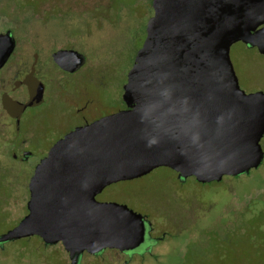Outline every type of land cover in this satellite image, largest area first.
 Returning <instances> with one entry per match:
<instances>
[{
	"label": "water",
	"instance_id": "water-1",
	"mask_svg": "<svg viewBox=\"0 0 264 264\" xmlns=\"http://www.w3.org/2000/svg\"><path fill=\"white\" fill-rule=\"evenodd\" d=\"M151 5L123 85L126 108L74 128L51 146L29 178L28 214L0 234V247L39 234L45 244L62 242L68 264H80L84 252H133L148 234L144 218L125 204L97 202L102 188L159 166L208 183L248 175L262 164L264 90L247 93L239 86L229 50L241 41L264 54V0ZM14 47L11 30L0 32V68ZM53 59L69 71L84 62L73 50H58ZM31 90V101H40L42 83ZM79 182L89 190L83 200L70 196ZM76 202L87 207L84 222L73 216Z\"/></svg>",
	"mask_w": 264,
	"mask_h": 264
},
{
	"label": "rangeland",
	"instance_id": "rangeland-1",
	"mask_svg": "<svg viewBox=\"0 0 264 264\" xmlns=\"http://www.w3.org/2000/svg\"><path fill=\"white\" fill-rule=\"evenodd\" d=\"M53 5L64 9L56 11ZM152 13L151 0H0V30L11 27L19 39L14 55L0 70V234L22 217L25 187L33 167L44 156L48 140L54 139H30L24 145L19 135L11 137L8 133V115L1 106L3 94L12 90L13 97L21 98L27 92L23 85L14 84L15 73L28 71L35 63L36 68L38 64L43 70H49L46 61L51 58L52 48L74 41L83 43L87 66L100 69L105 81L101 87L90 85L97 108L102 113L120 110L124 105L122 87ZM40 19L47 25H40ZM35 48L39 51L36 59L31 55ZM229 56L239 86L245 92L264 90V54L238 41L231 45ZM30 87L33 88V82L27 86L28 92ZM53 89L48 86L47 94ZM260 143L264 151V135ZM26 148L32 152L27 161L14 158L13 154ZM172 176L167 167H158L139 179L109 185L101 196L138 209L142 198L149 194L147 190L138 191L142 186L161 184L160 180ZM258 209H263L260 222L264 226V160L250 174L226 176L221 182L200 184L189 177L182 184V231L155 248L156 253H161V260L135 259L130 264H184L188 255H197L190 247H207L218 235L225 234L231 240L235 231L245 234L249 230L250 215L254 216ZM216 248H209V257L215 255L211 259L221 263L220 256H224V264H239L236 257L241 252L239 249L231 247L226 252L223 245ZM201 253L195 257L203 261L207 253L204 252L206 256ZM261 258L264 261V250ZM249 259H244V264H249ZM68 263L63 247H45L36 236L8 241L0 247V264ZM80 264H122V257L114 250L99 257L84 253Z\"/></svg>",
	"mask_w": 264,
	"mask_h": 264
},
{
	"label": "flooded vegetation",
	"instance_id": "flooded-vegetation-1",
	"mask_svg": "<svg viewBox=\"0 0 264 264\" xmlns=\"http://www.w3.org/2000/svg\"><path fill=\"white\" fill-rule=\"evenodd\" d=\"M53 7L54 10L56 11L64 9L56 5L55 6L53 5ZM39 21H40L39 22L40 25L42 26L47 25L44 20L40 19ZM7 30H11L12 32V35L15 39V47L12 53L10 54V56L8 57L7 61L5 62V64L14 55L17 42L19 41V39L15 38L13 29L11 27H7L3 31L0 30V32H6ZM82 44L83 43L80 42L78 43L74 41V43L71 44L61 45L59 47L52 48L50 51L51 58L47 59L46 61V63H49L50 65L49 70H43V68L40 67V65L38 64L36 68L35 67L36 63H35L34 67H30L28 71H24V72L20 71L15 73V75L13 76L14 84L17 83L18 86L23 85L27 91L25 93L23 92L21 98L13 97L14 95L12 94L13 93L12 90L7 91L5 94H3L4 98L2 99L1 106L8 115V119L10 123L8 133L10 134L11 137L19 135L24 145H27L30 139H38L42 137L47 141L49 138H54L48 140L49 144L44 149L45 151L44 156L48 153L51 146L58 139L65 136L68 132L72 131L74 128L89 124L101 118L102 116L118 111L115 110V111L102 113L97 108V104L95 103V97L93 94L94 89H90V88L92 87L97 88L98 86L101 87L105 85V81L101 77L100 69L89 68L87 66L89 61L85 51H83L82 49L81 46ZM58 50H73L80 54H83L84 56L83 64L72 71L61 68L53 59V54ZM38 54L39 51L38 49L35 48L31 55L33 58L35 57L36 59V57L38 58ZM39 64L41 63L39 62ZM3 66L0 68V70L3 68ZM30 81L31 84L32 82L33 84H36L37 82L42 83V88H43L42 99L38 102L31 101L32 91L29 88V92H28V88H27V86L30 85L29 84ZM48 83L50 84L48 85ZM90 85L92 87H90ZM48 86L54 87V89L50 94L49 93L47 94ZM15 89L16 87H14L13 90ZM122 93H123V87L121 91V99H122ZM4 99L9 105L16 104V107H19L20 111L18 110L19 112L13 113L11 112V110H8L4 105L3 102ZM123 104L124 105L122 109H125L126 105L124 102ZM31 153L32 152L26 148L24 152L13 154V156L14 158H19L24 161H27ZM38 162L36 163V165L38 164ZM35 166L33 167V171ZM159 167H167L168 169L171 170L173 176L171 178H165L160 180L163 181V183L161 184L150 183L149 185L142 186L138 191L142 192L147 190L146 193L149 194H147L148 197L142 198L143 202L139 203L140 207L138 209L130 206L125 202H117L120 204H125L128 208L132 209L134 212L141 214L142 217L144 218V222L147 225V229H148V234L146 235V240L144 244L136 251L124 252V251H120L117 248H106L104 250V252L108 250L116 251L122 257V264H130L135 259H139L141 261H146L147 260L146 258H151L154 261L161 260L162 258L161 253L160 254L156 253L155 248L156 247L158 248L162 243H166V242L168 243L169 238L173 237L177 232L182 231V184L185 181H187L189 177H193L194 181L200 184H205L199 182L194 176H188L182 179L181 177H179V173L176 170L168 166H159ZM154 169L150 170L146 174L128 180L139 179L149 174ZM226 176L236 177L230 175H223L220 180H212V182H221L223 177ZM121 181H117L114 183H120ZM109 185L105 186L104 188H102V190L95 193L94 199L97 202H115L110 198L107 199L101 196L103 191ZM70 190L72 191V193L70 194L71 197L81 200H83L85 196H87V192H89L88 188L82 185L80 182L78 184H73ZM29 196H30V188L28 181L27 186L25 187V198L23 201L24 213L22 217L19 219V221L28 214L27 202L29 200ZM72 209H73L72 212L76 213V215L73 216L78 217L77 218L78 221L84 222L83 215L87 211V207L85 206V204L83 202H76L72 204ZM31 236H36L40 241V243L45 247L60 245L65 250L60 240L54 244H45L44 239L42 238L41 235L34 234ZM28 237L30 236L23 238H28ZM93 256L99 257L101 255H93Z\"/></svg>",
	"mask_w": 264,
	"mask_h": 264
},
{
	"label": "trees",
	"instance_id": "trees-1",
	"mask_svg": "<svg viewBox=\"0 0 264 264\" xmlns=\"http://www.w3.org/2000/svg\"><path fill=\"white\" fill-rule=\"evenodd\" d=\"M255 211H257L256 213L254 212L255 215H250V218L248 219L249 230L246 231L245 234L235 231L231 240L229 239V237L225 238V234L223 236L218 235V239L210 241L207 247L200 249L197 247H190V250H195L194 253H196L197 255H200L199 253L202 252L201 254H204L205 256L207 253V256L204 258L205 260L201 261L198 257H195L197 255H193L194 257H190L188 255L185 258L184 264H224V256H220V259H222V262L220 263L219 261L216 262L215 260L211 259L210 257H212L214 254L209 257L210 253L208 252L209 248H212V246H215L217 247L216 249H219L222 245L225 247L226 252H228L231 247H233L234 249H239V251H241L240 254L236 255L239 264H244L243 261L247 257L250 258L249 264H264V261L261 258L264 250V226L263 222H260L262 220L261 213L263 212V209H258ZM246 250L248 251L246 252Z\"/></svg>",
	"mask_w": 264,
	"mask_h": 264
}]
</instances>
